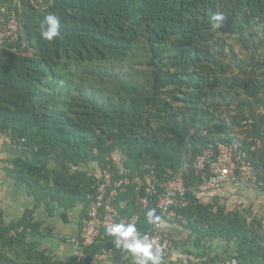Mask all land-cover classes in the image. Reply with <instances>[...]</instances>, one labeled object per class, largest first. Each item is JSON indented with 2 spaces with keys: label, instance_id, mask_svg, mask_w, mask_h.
Returning <instances> with one entry per match:
<instances>
[{
  "label": "trees",
  "instance_id": "trees-1",
  "mask_svg": "<svg viewBox=\"0 0 264 264\" xmlns=\"http://www.w3.org/2000/svg\"><path fill=\"white\" fill-rule=\"evenodd\" d=\"M13 10L21 22L15 41L2 36ZM48 13L61 19V36L51 42L40 37ZM6 132L30 157L10 160L9 172L39 207L88 210L97 194L95 163L130 169L131 177L138 172L159 186L219 142L246 152L258 173L256 182L227 185L264 193V0H0ZM186 180L190 201L180 212L188 223L178 224L188 241L199 248L204 239H221L234 253L203 259L184 240L180 250L202 264H264V211L229 209L227 198L213 194L220 188L201 192L205 179L195 167ZM123 199L121 214H139L138 229L148 230L146 213L158 215L157 197L142 207L132 184ZM1 214L0 264H67L39 247L34 238L51 229L34 221L32 208L9 223ZM110 246L112 261L128 264L130 253L105 231L92 253Z\"/></svg>",
  "mask_w": 264,
  "mask_h": 264
},
{
  "label": "built area",
  "instance_id": "built-area-1",
  "mask_svg": "<svg viewBox=\"0 0 264 264\" xmlns=\"http://www.w3.org/2000/svg\"><path fill=\"white\" fill-rule=\"evenodd\" d=\"M9 18L7 29L2 32V36L15 41L21 28L20 20L14 10L10 12ZM246 157V152L237 146L219 142L204 149L195 161L179 168L172 178L161 182L159 186H156L154 182H149L138 172L131 177L130 169L122 168L117 172L112 164L103 167L95 185L96 197L91 201L87 214L83 218L79 235L71 239L76 246V264H83L89 255H91L89 264H99L115 255L116 252L112 246L103 247L92 253L105 227L113 223L135 224L141 237L153 243V250L160 249L161 260L174 256L179 264H202L203 259L195 253L177 249L172 235L166 230L171 224L188 223L185 215L180 212L182 208L188 206L190 201L187 175L194 176L195 167V174L204 176L205 183L199 189L205 194L232 182L242 180L256 182L257 170L245 160ZM152 175H154L153 171ZM132 184L135 186L138 204L147 207L151 198L157 197L156 208L160 220L155 224H150L146 231L138 229L139 214L130 217L123 216L118 207L121 194L126 192ZM112 244L116 246L114 237H112ZM232 264H237V261L234 259Z\"/></svg>",
  "mask_w": 264,
  "mask_h": 264
},
{
  "label": "crops",
  "instance_id": "crops-1",
  "mask_svg": "<svg viewBox=\"0 0 264 264\" xmlns=\"http://www.w3.org/2000/svg\"><path fill=\"white\" fill-rule=\"evenodd\" d=\"M12 133H0V210L1 216L7 223L13 220H20L25 212L32 208L34 221L41 222L42 227L51 229L48 233L36 236L34 239L38 241L39 247L42 249H48L58 257L63 259L67 264H75L76 262V246L71 241L72 238L77 237L80 233L83 218L86 211L82 205H76L69 209H65L61 204L56 203L54 206L48 207L46 203H43L41 207L36 205L35 197L28 194L27 188L18 182L11 176L8 168H13L12 163L9 162L14 158H30L29 153L23 146H16L12 144ZM114 160L117 165L122 166L123 157L117 152L114 154ZM90 173L94 176H99L101 172L100 166L95 163ZM88 169L87 167L84 168ZM166 181V180H165ZM164 182V181H163ZM214 195H221L222 200L234 198L240 199L241 202L247 203L250 200L254 203L257 201L261 205L264 204V196L260 191L247 186H240L236 184L233 188L230 185H225L222 188L214 191ZM211 196V195H209ZM263 197V201L259 200ZM210 199V198H209ZM49 200L50 197H49ZM54 202V201H53ZM55 203V202H54ZM128 203V200H121L120 206L124 207ZM144 207V206H142ZM146 208V207H144ZM264 209V208H263ZM64 212L67 213V218L64 217ZM43 230V228H42ZM172 235L173 242L176 240L178 243V249H182L183 240L187 241V246L194 251V239L191 238L188 241L189 231L183 228L180 224H171L166 228ZM44 232V230H43ZM175 239V240H174ZM175 244V242H174ZM176 247V246H175ZM234 253L233 247L221 239H204L202 240L199 248L195 247V251L202 255L203 259H208L215 256L218 253L226 255V251ZM129 261L136 264V258L130 253L127 255ZM127 260V263L130 264ZM99 264H115L112 258L105 259ZM161 264H179L178 260L172 256L166 260H161Z\"/></svg>",
  "mask_w": 264,
  "mask_h": 264
},
{
  "label": "clouds",
  "instance_id": "clouds-1",
  "mask_svg": "<svg viewBox=\"0 0 264 264\" xmlns=\"http://www.w3.org/2000/svg\"><path fill=\"white\" fill-rule=\"evenodd\" d=\"M213 19L223 20L222 14H216ZM61 36V19L54 13L45 15L40 27V37L46 41H53ZM150 224H155L160 220L155 209H150L146 213ZM105 233L114 237V243L118 248H123L136 258V264H161L160 249L153 250V243L142 238L138 233L135 224L113 223L105 227ZM234 260V259H233Z\"/></svg>",
  "mask_w": 264,
  "mask_h": 264
},
{
  "label": "rangeland",
  "instance_id": "rangeland-1",
  "mask_svg": "<svg viewBox=\"0 0 264 264\" xmlns=\"http://www.w3.org/2000/svg\"><path fill=\"white\" fill-rule=\"evenodd\" d=\"M20 24H21V22H20ZM24 186V185H23ZM26 187V186H25ZM261 195L262 196H264V193H261ZM259 200H261V201H263V197L262 198H260ZM226 203H227V207L229 208V209H233V208H235V207H238V206H240V208L242 207V208H245L243 205H245V204H248V205H246V207H248V206H251L252 207V211L253 212H263L264 211V204L263 205H261L260 204V202L259 201H257L256 203H254L253 202V200L251 201H249V202H247V203H244V202H241L240 201V199H234V198H230V199H227L226 200ZM226 242V241H225ZM54 254V253H53Z\"/></svg>",
  "mask_w": 264,
  "mask_h": 264
}]
</instances>
